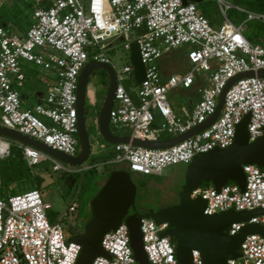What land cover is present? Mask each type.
<instances>
[{
  "label": "built area",
  "instance_id": "obj_1",
  "mask_svg": "<svg viewBox=\"0 0 264 264\" xmlns=\"http://www.w3.org/2000/svg\"><path fill=\"white\" fill-rule=\"evenodd\" d=\"M44 0H38V4ZM47 7H36L33 25L24 34L0 27V127L38 141L65 155L78 156L77 88L88 63L110 65L116 73L115 103L110 125L129 128V137L142 141L176 138L203 124L212 116L227 83L239 74L264 70V46L252 44L245 36V23L260 21L264 15L217 0L224 22L215 27L203 16L196 3L182 0H45ZM236 8L247 16L235 25L228 12ZM120 40L131 51L137 42L145 66V80L136 95L124 87L125 76H134L131 65L118 71L106 51ZM189 46L190 69L184 74L163 75L160 62L168 51ZM34 65L55 77L48 92L32 107L24 108L29 96L24 91L26 65ZM206 75L198 90L199 100L192 110L178 114L169 100L176 90H190ZM155 113L162 118L157 123ZM251 115L250 142L264 135V78L257 76L237 81L227 92L218 120L208 129L171 148L153 150L131 143L114 145V158L90 166L71 167L35 147L0 136V164L10 156L12 145L23 153L34 169L44 161L53 170L80 174L102 164L124 165L133 174L160 176L172 166L189 165L195 157L214 149H227L235 140L237 125ZM168 139V140H169ZM246 188L235 183L219 191L202 185L192 198L207 201L204 214L227 211L264 210V169L244 167ZM1 187V172H0ZM79 208L73 203L68 215ZM52 204L39 190L0 198V264H76L82 247L69 242L63 224L51 221ZM144 248L150 264H179L176 243L164 236L168 224L157 225L142 219ZM247 224L264 226V215L246 223L233 224L226 233L236 235ZM110 258L98 257L92 264H139L123 222L102 240ZM241 257L228 264H264V237L249 235L239 250ZM193 264H203L200 253L192 251Z\"/></svg>",
  "mask_w": 264,
  "mask_h": 264
},
{
  "label": "water",
  "instance_id": "obj_2",
  "mask_svg": "<svg viewBox=\"0 0 264 264\" xmlns=\"http://www.w3.org/2000/svg\"><path fill=\"white\" fill-rule=\"evenodd\" d=\"M182 1L186 5L200 4L205 0ZM130 63L134 68L137 85L142 84L146 72L137 42L131 45ZM97 70L105 71L110 79L109 90L103 101L97 125L103 141L111 146L131 143L135 147L153 150L171 148L210 128L221 115L227 92L237 81L255 76L264 78V70L237 75L227 83L215 113L206 122L173 139L142 141L129 136L117 137L112 133L110 114L115 103L116 73L110 65L91 62L83 69L77 88L78 138L82 148L78 156L65 155L4 127H0V136L35 147L65 165L71 167L86 165L92 155V145L86 124V100L91 76ZM250 119L251 115L248 114L237 125L234 143L229 148L214 149L194 158L186 168L184 184L178 195L179 202L173 206L157 211L149 210L141 214L137 209L138 187L131 173L127 170L112 171L91 201V219L87 221L80 233L69 239V242L82 247L76 264H92L100 256L110 258L102 247V240L109 232L116 231L123 222L129 228L131 246L138 263L150 264L141 230L143 218L152 219L157 225L168 224L169 229L164 236H170L176 241V256L179 264H193V250L200 253L203 264H228L229 260L240 258L239 250L246 237L254 234L264 237V226L247 224L234 236L227 234L226 231L235 223H246L256 216L264 215V210L254 212L231 210L207 216L204 214L207 201L201 196L192 198V195L203 184H210L219 191L227 184L235 183L244 192L246 188L244 167L256 165L264 169V135L250 142L248 131Z\"/></svg>",
  "mask_w": 264,
  "mask_h": 264
},
{
  "label": "rangeland",
  "instance_id": "obj_3",
  "mask_svg": "<svg viewBox=\"0 0 264 264\" xmlns=\"http://www.w3.org/2000/svg\"><path fill=\"white\" fill-rule=\"evenodd\" d=\"M16 0H0V4L12 5ZM235 7H241L246 11L256 14H264V6L261 2L264 0H227ZM200 13L205 12L206 16L211 17L215 21V27H220L224 22V17L220 12L217 0H205L197 4ZM229 19L235 25H241L246 22V16L241 14L236 8L228 12ZM262 23L254 20L245 24V35L252 44H259L258 37L264 36L261 31ZM176 51L169 55L166 60L174 70L179 74L186 73L190 68L186 65L188 60H184L188 50L184 48V52ZM107 56L111 59L112 63L118 71H122L124 67L130 64V52L124 49L123 43L118 40L112 49L106 51ZM25 87L24 91L29 96V103L23 105L24 108L32 107L35 105L36 94L47 93L49 86L54 84L55 77L50 74L51 78H47V73L40 68L30 64L25 68ZM107 75V73H106ZM103 75L101 70H97L91 76L92 81L89 83L87 100H86V124L87 130L90 135L92 145V155L104 156L103 162H107L114 158V148L106 144L100 136L98 131V111L103 105V101L107 95V90L110 85L108 75ZM52 83V84H51ZM124 87L135 97L137 90V83L135 77L125 76L123 81ZM93 99V100H92ZM97 99L101 101L94 110V106L90 103ZM169 99H183L173 92L169 94ZM90 100L92 102H90ZM93 105V104H92ZM179 114V113H178ZM157 123L160 124L162 119L158 113H155ZM161 119V120H160ZM113 134L117 136H130L131 130L129 128L114 129L111 127ZM81 153V152H80ZM90 157V158H91ZM101 162V163H103ZM98 163H95V165ZM90 161L86 166H90ZM102 164L80 174L68 173L65 171H54L53 163L44 161L38 166L34 167L35 175H39L44 179L40 187L43 200L52 204V209L48 212L51 221L61 222L65 234L68 239L83 230L86 221L91 217V201L104 185L108 176L105 172L111 171L113 168L127 170L124 165L107 166ZM187 165L179 164L172 166L166 170V174L160 176L147 177L149 181L146 186L142 184L145 176L140 174H131L134 183L138 187L137 196V209L141 214H145L149 210H159L165 207H170L179 202V192L184 184V176ZM36 184L33 180L17 182L12 186L9 196L23 194L35 189ZM77 203L79 208L73 214L68 215V209L73 204ZM242 264V263H241Z\"/></svg>",
  "mask_w": 264,
  "mask_h": 264
},
{
  "label": "trees",
  "instance_id": "obj_4",
  "mask_svg": "<svg viewBox=\"0 0 264 264\" xmlns=\"http://www.w3.org/2000/svg\"><path fill=\"white\" fill-rule=\"evenodd\" d=\"M20 2H23V0H16L10 6L2 5L0 7V27H4V24H6V28H8V27L12 28V26H13V27L17 28L21 33H26L31 28V26L33 25V21L31 20V13L34 12V9L36 7H47L48 6V4L45 0L43 2L37 4L36 7H35V3L25 4L22 7ZM261 5L264 6V1L261 2ZM27 10L29 11L28 13H27ZM202 12L203 13H201V14L203 16H205L211 22L212 25L215 26L214 19H212L209 16H206L204 11H202ZM241 14H243V13H241ZM243 15L246 16L245 14H243ZM8 19L12 20L13 24L10 25L7 22ZM261 31L264 33V24L261 25ZM258 40L260 41V43H262L264 45V36L258 37ZM184 48H186L188 51L190 50L189 46H184L181 48L171 50L170 52L173 53V52L181 50L180 52L183 53ZM187 53L185 56L188 57ZM101 73H103V75H106V72L103 70H101ZM91 81H92V79H90V82ZM108 90H109V88H108ZM108 90H107V93H108ZM100 101H101V99H97V100L94 99L93 102L90 101V102H92V103H90V106H94V110H95V109H97V105ZM99 114L100 113L98 111V114H97L98 118H99ZM111 127H113V126H111ZM113 128L119 129V128H115V127H113ZM169 137L170 136L165 135V136H163V139H168ZM81 149H82L81 144L79 143L78 155L80 154ZM103 160H104V156L98 157V156L93 155V157H91L89 161H90V164H95V163H101V162H103ZM105 167L107 168V166H105ZM114 170H123V169L113 168L111 171L105 172L104 174L109 177L110 173ZM127 171H128V169H127ZM0 172H1L0 198L10 197L9 193L12 190V186L17 182H24V181L33 180L36 184V187L33 190H39L41 185L44 182V179L39 175H35L34 169L30 168L27 165L22 151L16 145H12L10 156L1 162ZM147 177H151V176H145L143 178L142 184L144 186H146L147 183L149 182L147 180ZM204 185L209 186L210 184H203V186ZM91 217H92V215H91ZM91 217L87 221H89L91 219ZM87 221H86V223H87ZM172 241L174 243H176V241L174 239H172Z\"/></svg>",
  "mask_w": 264,
  "mask_h": 264
},
{
  "label": "crops",
  "instance_id": "obj_5",
  "mask_svg": "<svg viewBox=\"0 0 264 264\" xmlns=\"http://www.w3.org/2000/svg\"><path fill=\"white\" fill-rule=\"evenodd\" d=\"M21 3V6L23 7L25 4H33L35 3V7L36 5L38 4V0H23V2H20ZM2 5H6V4H3L1 3L0 4V7ZM11 5V4H10ZM10 5H7V6H10ZM29 11L27 10V13ZM244 14V13H243ZM264 15V14H262ZM246 19H247V16H246ZM31 20L34 22V19H33V13H31ZM10 25L13 24L12 20H9L7 21ZM262 24H264L263 22H261ZM246 24V23H245ZM6 25V24H4ZM3 28H5V30H7L8 32H11V33H16V34H20V35H24L25 33H21L17 28L13 27L10 28H6V26H4ZM246 28V27H245ZM246 32V31H245ZM246 36V35H245ZM248 39V38H247ZM250 41V40H249ZM259 45V44H257ZM261 46H264V45H261ZM172 54V52L168 51L165 56L163 57V59L161 60L160 62V66H161V72L163 73V75L165 76H169V75H173V74H179L176 72V70H174V68H172L168 63H166V60L167 58L169 57V55ZM185 59L184 60H188V57L185 56L184 57ZM189 68L191 67L190 65V62L188 61V64H186ZM47 78L50 77V74H47L46 75ZM206 78L207 76L206 75H203L201 77H199L195 83V85L190 89V90H176L174 91L173 93L174 94H177L179 95L180 97H182L183 99H172V101L170 100V103H171V106L173 107L174 111L176 113H179L181 114L182 113V109H187V110H192L193 107L195 106V104L198 102L199 100V94H198V90L201 86L205 85L206 84ZM52 84V83H51ZM50 87V86H49ZM26 93V92H25ZM46 93H42L40 92L39 94H36V99H35V104L40 102L42 99L41 97L43 95H45ZM25 105L28 106V103L30 101V99H25ZM91 101V100H90ZM162 119V118H161ZM160 119V120H161ZM115 135V134H114ZM117 136V135H115ZM117 137H128V136H117ZM169 139V138H168ZM168 139H165V140H168Z\"/></svg>",
  "mask_w": 264,
  "mask_h": 264
}]
</instances>
